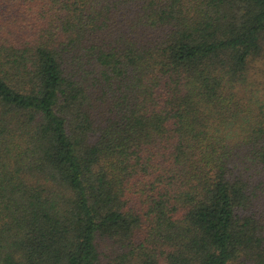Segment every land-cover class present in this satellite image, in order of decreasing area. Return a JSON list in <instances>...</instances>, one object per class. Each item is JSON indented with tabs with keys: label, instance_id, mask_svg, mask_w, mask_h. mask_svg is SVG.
I'll list each match as a JSON object with an SVG mask.
<instances>
[{
	"label": "trees",
	"instance_id": "16d2710c",
	"mask_svg": "<svg viewBox=\"0 0 264 264\" xmlns=\"http://www.w3.org/2000/svg\"><path fill=\"white\" fill-rule=\"evenodd\" d=\"M0 264H264V0H0Z\"/></svg>",
	"mask_w": 264,
	"mask_h": 264
}]
</instances>
